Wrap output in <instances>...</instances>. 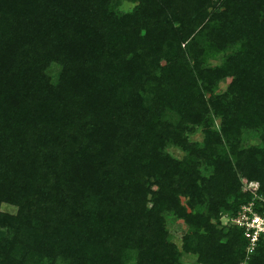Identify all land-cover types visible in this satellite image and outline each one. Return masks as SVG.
Segmentation results:
<instances>
[{"label": "trees", "instance_id": "trees-1", "mask_svg": "<svg viewBox=\"0 0 264 264\" xmlns=\"http://www.w3.org/2000/svg\"><path fill=\"white\" fill-rule=\"evenodd\" d=\"M244 181L264 199V0H0V264H264L222 224Z\"/></svg>", "mask_w": 264, "mask_h": 264}, {"label": "built area", "instance_id": "built-area-1", "mask_svg": "<svg viewBox=\"0 0 264 264\" xmlns=\"http://www.w3.org/2000/svg\"><path fill=\"white\" fill-rule=\"evenodd\" d=\"M254 191L257 192L256 188ZM254 191H252L253 194H255ZM232 222L235 227L243 229L249 242L247 255L250 256L255 252L261 237L264 236V199L255 194V199L244 205L241 213L233 218Z\"/></svg>", "mask_w": 264, "mask_h": 264}, {"label": "rangeland", "instance_id": "rangeland-1", "mask_svg": "<svg viewBox=\"0 0 264 264\" xmlns=\"http://www.w3.org/2000/svg\"><path fill=\"white\" fill-rule=\"evenodd\" d=\"M132 7V5L130 4H126L125 8L126 9H130ZM229 81L220 84V86L216 89L217 93H221L223 92L227 85H228ZM190 139L193 141H199L202 142L203 141V135L201 133V131H198L197 133H195L194 135L190 136ZM248 139V136H247ZM254 142L253 138H249V141H247L248 144H251ZM169 151L176 157L181 158V153L175 149V148H170ZM256 188V190H258V185H256V183H248L246 181H244V186H243V190L244 191H250L252 193V191H254V189ZM255 194L257 193L256 191H254ZM253 195V194H252ZM4 210L6 211H11L14 212L15 210L13 208H9V207H4ZM222 224L225 226L228 225H233L232 222V218L229 216H224L222 218ZM168 229L170 230L172 236H173V241L179 246L181 247V237L184 233V231L187 229L186 226L183 224L182 221H175L172 218H170L168 220ZM184 263L185 264H197L196 263V257L192 256V255H185L184 256Z\"/></svg>", "mask_w": 264, "mask_h": 264}]
</instances>
